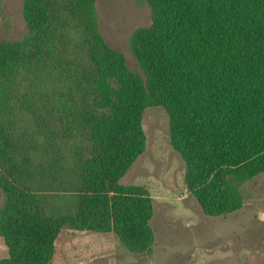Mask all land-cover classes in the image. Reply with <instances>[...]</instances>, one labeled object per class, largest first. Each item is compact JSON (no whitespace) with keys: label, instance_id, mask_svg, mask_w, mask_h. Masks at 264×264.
Here are the masks:
<instances>
[{"label":"trees","instance_id":"trees-1","mask_svg":"<svg viewBox=\"0 0 264 264\" xmlns=\"http://www.w3.org/2000/svg\"><path fill=\"white\" fill-rule=\"evenodd\" d=\"M145 1L150 22L129 36L135 65L103 40L96 0H24L28 35L0 39V123L12 115L22 140L0 169V264H48L63 226L150 248L153 198L120 184L144 151L148 106L168 114L205 214L240 209L243 183L264 172V0ZM51 177L74 212L46 214Z\"/></svg>","mask_w":264,"mask_h":264},{"label":"rangeland","instance_id":"rangeland-1","mask_svg":"<svg viewBox=\"0 0 264 264\" xmlns=\"http://www.w3.org/2000/svg\"><path fill=\"white\" fill-rule=\"evenodd\" d=\"M23 1L0 0V39L28 35ZM95 6L103 40L123 50L127 62L135 65L129 36L150 22L149 5L145 0H96ZM14 125L12 115L0 123V169L6 165L2 159L9 146L22 141ZM141 126L144 151L124 171L120 184L142 187L153 198L150 248L135 253L112 231L63 226L48 264H264V172L243 183L240 209L207 215L185 185V164L171 146L168 114L160 106H148L142 111ZM43 182L40 188L47 215L74 212L71 197L58 190L56 177ZM181 191L184 194L179 196ZM6 202V194L0 190V215ZM8 256L0 226V261Z\"/></svg>","mask_w":264,"mask_h":264},{"label":"water","instance_id":"water-1","mask_svg":"<svg viewBox=\"0 0 264 264\" xmlns=\"http://www.w3.org/2000/svg\"><path fill=\"white\" fill-rule=\"evenodd\" d=\"M183 194H184V192L181 191L178 195H179V196H182Z\"/></svg>","mask_w":264,"mask_h":264}]
</instances>
